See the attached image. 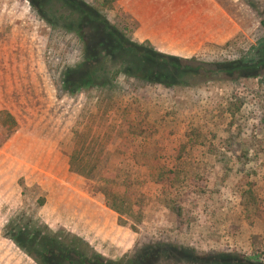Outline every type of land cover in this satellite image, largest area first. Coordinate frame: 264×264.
Wrapping results in <instances>:
<instances>
[{
	"label": "rangeland",
	"instance_id": "1",
	"mask_svg": "<svg viewBox=\"0 0 264 264\" xmlns=\"http://www.w3.org/2000/svg\"><path fill=\"white\" fill-rule=\"evenodd\" d=\"M84 1L132 40L204 68L264 41V0ZM80 60L79 38L30 0H0V108L58 150L46 170L0 154V264H41L22 245L37 230L85 264H264V72L165 87L124 78L115 59L110 86L68 94L60 73ZM72 151L96 163L91 177L71 169ZM176 157V193L143 178L144 159ZM128 173L142 182L117 212L97 178Z\"/></svg>",
	"mask_w": 264,
	"mask_h": 264
},
{
	"label": "trees",
	"instance_id": "2",
	"mask_svg": "<svg viewBox=\"0 0 264 264\" xmlns=\"http://www.w3.org/2000/svg\"><path fill=\"white\" fill-rule=\"evenodd\" d=\"M30 2L39 17L51 27L72 32L81 42V60L73 66L63 68L60 73L59 83L68 94L93 86H110V81L105 80L102 73L106 70V63L115 59L120 63L118 72L122 73L124 78L137 83H157L165 87L192 85L193 79H197L200 83L206 82L220 71L225 73L227 80L256 76L260 72H264V41L259 42L251 51L243 52V55L240 54L231 60L210 62L208 67L204 68L200 64L191 65L190 62H180L177 57L160 53L148 43H138L132 40L125 36L123 30L111 23L99 8L84 0H30ZM202 69L206 71L201 72ZM260 93L264 95V90ZM18 128L19 122L14 114L6 108H0V146L17 134L29 136L44 143L53 140L51 137L49 139L46 134L20 131ZM56 142L55 140L52 143L56 144ZM73 151L69 154L71 169L77 168L76 172H84L83 170L87 168L82 174L87 178L91 177L96 163L91 164V160L87 161L82 155H76ZM179 159L180 157L168 160L144 159L142 167L146 169L147 173L143 174V178L170 189H173L174 184H177V187L173 189L176 193L179 187V164L181 163ZM125 160L129 165L133 162L137 163L132 158L127 157ZM167 161L170 163V167L165 163ZM136 176L134 173H128L121 180L116 179V176H114L115 178L98 176L97 180L100 179V183L104 186L101 191L105 196V202L111 209L117 212L122 211L121 204L117 199L120 198L121 201L128 199L129 188L142 182L138 179L134 180ZM115 187H123L124 194L114 193ZM253 205L254 208H257L255 202ZM38 231L31 232L26 245L20 241L17 242L27 247L26 249L29 251L33 250L41 264H52V262L56 264L64 262L85 264L88 261L89 258H83V254L79 252L76 253L77 259L69 257V254H72L70 253L72 249L74 250L72 243L71 245L66 244L58 241L55 237L49 238V236L45 239Z\"/></svg>",
	"mask_w": 264,
	"mask_h": 264
},
{
	"label": "crops",
	"instance_id": "3",
	"mask_svg": "<svg viewBox=\"0 0 264 264\" xmlns=\"http://www.w3.org/2000/svg\"><path fill=\"white\" fill-rule=\"evenodd\" d=\"M54 144L49 141H45L44 143L37 141L35 138L17 134L0 147L2 149L0 150V154L3 152L8 153L9 157L13 155L29 165L46 170L47 168L44 167L43 163L47 161L49 156L58 151L56 144Z\"/></svg>",
	"mask_w": 264,
	"mask_h": 264
}]
</instances>
